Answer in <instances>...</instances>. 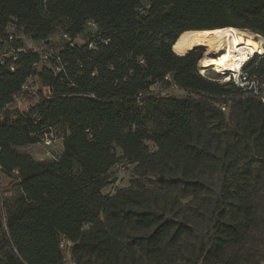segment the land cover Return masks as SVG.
<instances>
[{
    "label": "trees",
    "instance_id": "trees-1",
    "mask_svg": "<svg viewBox=\"0 0 264 264\" xmlns=\"http://www.w3.org/2000/svg\"><path fill=\"white\" fill-rule=\"evenodd\" d=\"M226 29L264 38V0H0V264H264V101L184 54ZM243 73L264 95V54ZM58 125V158L19 149Z\"/></svg>",
    "mask_w": 264,
    "mask_h": 264
},
{
    "label": "rangeland",
    "instance_id": "rangeland-1",
    "mask_svg": "<svg viewBox=\"0 0 264 264\" xmlns=\"http://www.w3.org/2000/svg\"><path fill=\"white\" fill-rule=\"evenodd\" d=\"M235 30L238 34L243 35L244 37L252 38L258 42H260L264 48V39H262L259 35H255L247 30ZM89 31H92V28L89 27ZM87 35H83L79 37L76 41L79 45L84 44L87 41ZM26 47L35 49L38 51H44L47 52L48 56H52L55 53L58 52L59 48L62 46L63 43H65V39L62 36V32L56 33L53 37H51L49 44H42V43H36L31 41L29 38H22ZM202 53V58L199 62V66L202 69V72L206 76L210 77H218L222 76V83L224 82V78L230 74L231 72H221L218 70V68L214 65H212L211 62H204L206 59L204 51L200 50L197 51ZM261 55V54H260ZM33 89L36 91H40V85L38 83H34ZM153 91L162 93V94H173V95H182L183 93L179 91L176 88H171L168 90L163 89L161 86H156L153 88ZM33 100H26L24 103H21V107H24L25 104L29 105L32 103ZM64 134V129L61 125H58L57 127L53 128L50 133L46 134L43 138V140L35 145H30L26 147L19 148L23 152H27L36 160L42 161V160H53L58 158L61 153L63 152V141L62 137ZM113 183L110 187L105 189V193H114L120 188L126 187L129 185V181L131 178V168H126L125 171H122L119 173V170H115V174L113 177ZM10 183L11 179L2 176L0 179V188L2 190V193L6 194L7 191L10 189ZM3 211H0V216L2 215ZM66 242L63 243V247H65ZM67 264H71L69 259L67 260Z\"/></svg>",
    "mask_w": 264,
    "mask_h": 264
},
{
    "label": "bare ground",
    "instance_id": "bare-ground-1",
    "mask_svg": "<svg viewBox=\"0 0 264 264\" xmlns=\"http://www.w3.org/2000/svg\"><path fill=\"white\" fill-rule=\"evenodd\" d=\"M196 50L204 51L206 56L204 62H211L212 65L216 66L221 72H237L243 68L254 55L264 54V48L260 42L252 38L244 37L233 29L223 30L215 36L195 35L191 37L184 47V54ZM228 82L231 81L224 80L223 83ZM248 85L257 86L258 83L248 78ZM248 95L254 97V93H247V96Z\"/></svg>",
    "mask_w": 264,
    "mask_h": 264
},
{
    "label": "built area",
    "instance_id": "built-area-1",
    "mask_svg": "<svg viewBox=\"0 0 264 264\" xmlns=\"http://www.w3.org/2000/svg\"><path fill=\"white\" fill-rule=\"evenodd\" d=\"M10 40H12V38H10ZM23 51L22 49H11V51L7 52V53H2L0 54V66H5L7 67V69L9 71H14L16 68V61L18 59V55L19 53ZM46 58V57H45ZM6 59L9 60V62L6 61ZM202 75H204V73L201 70ZM248 78L246 74L243 73V68H241L239 71L237 72H231L230 74H228L224 80H230L231 82H233L237 87L241 88L243 90V92L247 95V93H254V98L257 99H261L264 101V95L263 92L261 91V88L259 87V85L257 86H249L248 85ZM32 81H30L29 83H31ZM24 92H28L31 94H35V90L33 88H31L29 86V84L25 85L23 87ZM26 101V97L24 96H19L15 99V105L16 107H18L20 109V111H27L31 104L26 105L24 107H21V103H24ZM222 110L226 111V105H222ZM0 120H1V114H0ZM120 173L124 170V168L119 167L118 168ZM66 245H71V243L66 242Z\"/></svg>",
    "mask_w": 264,
    "mask_h": 264
},
{
    "label": "water",
    "instance_id": "water-1",
    "mask_svg": "<svg viewBox=\"0 0 264 264\" xmlns=\"http://www.w3.org/2000/svg\"><path fill=\"white\" fill-rule=\"evenodd\" d=\"M177 42V41H176ZM175 42V43H176ZM197 51H200V50H196V51H194V52H197ZM190 53H193V52H190ZM190 53H187V54H190ZM187 54H185V55H187ZM181 56H183V55H181ZM164 181V178L163 177H161L160 179H159V182H163Z\"/></svg>",
    "mask_w": 264,
    "mask_h": 264
}]
</instances>
